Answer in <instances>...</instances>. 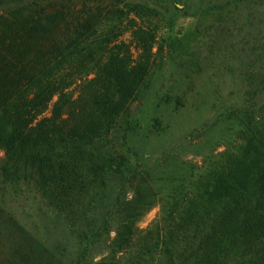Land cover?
Masks as SVG:
<instances>
[{"label":"trees","instance_id":"trees-1","mask_svg":"<svg viewBox=\"0 0 264 264\" xmlns=\"http://www.w3.org/2000/svg\"><path fill=\"white\" fill-rule=\"evenodd\" d=\"M178 1L194 15L210 0H169L168 27ZM158 14L149 0H0V194L35 184L57 237L0 201V264H264V53L232 57L244 64L215 118L224 149L149 163L148 227L144 204L121 197L137 172L121 170L120 146L156 64ZM251 61L263 66L242 72Z\"/></svg>","mask_w":264,"mask_h":264},{"label":"rangeland","instance_id":"rangeland-1","mask_svg":"<svg viewBox=\"0 0 264 264\" xmlns=\"http://www.w3.org/2000/svg\"><path fill=\"white\" fill-rule=\"evenodd\" d=\"M168 1L149 0L160 10L151 17L159 26L154 46L156 64L147 88L132 106L137 120L126 143L120 146L124 157L121 170L125 172L131 166L137 172L125 180L127 189H121V197L127 194L130 200L144 204L140 228L148 227L159 213V206L149 210V163H164L167 151L197 161L202 158L200 150L224 149L223 141H216L222 127L215 124V118L235 86L232 71H239L244 64L233 67L232 57L242 53L253 58L264 53V0H210L194 15L178 1L181 11L176 12L178 18L172 27L167 26L164 15L166 6L173 10ZM208 5L212 8L206 10ZM126 38L129 40V35ZM262 66L260 62H247L242 72ZM178 94L179 104L175 102ZM155 118L159 121L156 127ZM3 154L0 152V156ZM111 180L113 186L120 181L115 176ZM160 182L156 187L164 193L167 183ZM37 191L33 183L8 186L0 194V201L24 225L53 243L57 238L54 233H45L46 226H54L56 209Z\"/></svg>","mask_w":264,"mask_h":264}]
</instances>
